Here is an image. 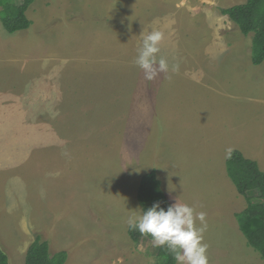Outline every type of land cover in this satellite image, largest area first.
<instances>
[{
    "label": "rangeland",
    "instance_id": "374dc122",
    "mask_svg": "<svg viewBox=\"0 0 264 264\" xmlns=\"http://www.w3.org/2000/svg\"><path fill=\"white\" fill-rule=\"evenodd\" d=\"M134 1L38 0L32 27L15 34L0 20V241L10 264H25L38 234L52 252H69L66 264L156 263L158 248L146 238L135 244L126 223L140 214L138 189L150 172L171 205L206 213L208 264H264L240 231L236 214L247 201L227 175L233 147L220 143L251 127L264 137L249 112L264 100L253 35L230 19L217 33L183 0H153L161 12L140 20ZM246 2L212 0L211 16ZM169 16L181 25L161 31L158 59L178 71L149 82L134 63L141 34ZM222 113L235 116L233 133H221Z\"/></svg>",
    "mask_w": 264,
    "mask_h": 264
},
{
    "label": "trees",
    "instance_id": "16d2710c",
    "mask_svg": "<svg viewBox=\"0 0 264 264\" xmlns=\"http://www.w3.org/2000/svg\"><path fill=\"white\" fill-rule=\"evenodd\" d=\"M38 0H0V20L5 31L15 34L28 30L33 22L28 18V11ZM222 15L228 16L243 35H253L252 63L256 66L264 63V0H247L246 3L223 9ZM228 176L238 193L247 201V208L236 214L239 227L247 244L258 252L264 262V172L257 162L244 157L240 151H232L227 159ZM138 202L142 210L153 204L167 210L171 205L162 188V183L155 172L141 178L138 189ZM129 237L135 244L142 239L151 241L150 236H141L138 230H128ZM69 257L67 250L52 252L50 242L42 234L36 236L29 247L25 264H66ZM0 264H10L8 254L0 241ZM155 264H176L166 248H158Z\"/></svg>",
    "mask_w": 264,
    "mask_h": 264
},
{
    "label": "clouds",
    "instance_id": "9594fccd",
    "mask_svg": "<svg viewBox=\"0 0 264 264\" xmlns=\"http://www.w3.org/2000/svg\"><path fill=\"white\" fill-rule=\"evenodd\" d=\"M163 33L152 30L141 34V46L137 50L134 63L143 72L146 81H155L160 73L178 71V66L170 69L168 61L159 57ZM199 221L200 226H197ZM128 228L138 230L141 236H150L155 248H166L176 264H208L204 233L207 230L206 213L179 201L167 210L159 203L147 210H140L139 215L129 216ZM155 264V261H152Z\"/></svg>",
    "mask_w": 264,
    "mask_h": 264
},
{
    "label": "crops",
    "instance_id": "0c3cea01",
    "mask_svg": "<svg viewBox=\"0 0 264 264\" xmlns=\"http://www.w3.org/2000/svg\"><path fill=\"white\" fill-rule=\"evenodd\" d=\"M136 1L137 0L134 1L133 7H131V10L133 11L134 16L140 17V20H142V16L147 17V16L153 15V14L157 15L158 13L161 12V11H159V12L156 11V8H160L159 4L156 1L138 0L139 1L138 3H136ZM140 1H142L144 3L143 6H142V4H140ZM211 1L212 0H183L182 4H185L184 5L185 7L190 6V11H192V13L194 15H196L197 13H200L205 17V20H210L213 23V28L216 29L217 33H221V32L224 33V31L227 29L226 25H228V22H226V21L229 20V17L222 15V16H219V17L213 19L211 16V7L213 5H209L211 3ZM206 2H209V3H206ZM204 4H206V5H204ZM177 21H178L177 18L169 16L168 18H166V17L159 18V19L155 20L154 23H157V25H158L157 30L164 31V32L171 30V31H173V33H175L176 31H178L177 27L181 25V23H178ZM224 28H226V29H224ZM179 58H181V57H179ZM189 60H190L189 58L183 57L182 62L188 63ZM191 61L195 62L194 60H191ZM178 73H181L182 75L185 74V72H178ZM188 75H189L190 79H193V78L198 79V77H200V76H197L196 73L193 74V72H191V71H190V74H188ZM220 96L221 97H220L219 103L221 105H223L222 96L227 98V96H230V94L228 93V91L224 94L221 92ZM258 101H259L260 105L251 106L249 109L250 110L249 112L251 115H252V113H256L254 116V119H259V120H262V122H264V100H258ZM225 103H226V100H225ZM208 109H209V105L207 107V110ZM198 110H200L199 107H198ZM221 110H222V108H221ZM217 118L219 119V122L217 125H219L221 127V133H223V129H224V131H226L225 130L226 127H231L232 133L234 132V130H235V123H234L235 122V116L234 115H232L229 119V117H225L224 113H222L219 116H217ZM199 127H200V125L196 128H199ZM204 127L209 128L210 126H209V124H205ZM239 127L240 126H237V130H239ZM253 129H256V130H253ZM260 132H262V131L258 127H251V130H249L246 133L247 135L245 134L246 137L243 135H242V137L237 136V139H229L228 135L224 134L225 139H221L220 143L224 142V143H227L228 145H232L233 149L229 152H232L235 150L240 151L244 155L245 158L257 162L260 170L264 172V137L260 136ZM239 134H241V133L238 132V135ZM195 136H197V134ZM194 139H196V138H194ZM206 139H213V138L207 137ZM227 159H228V157H227ZM227 159H226V163H227ZM226 169H227V164H226ZM227 175H228V172H227Z\"/></svg>",
    "mask_w": 264,
    "mask_h": 264
}]
</instances>
